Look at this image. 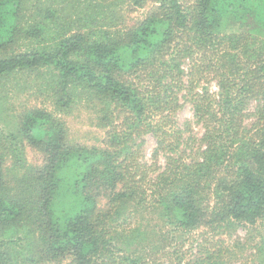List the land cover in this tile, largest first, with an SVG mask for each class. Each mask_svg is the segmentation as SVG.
I'll use <instances>...</instances> for the list:
<instances>
[{"label": "trees", "instance_id": "16d2710c", "mask_svg": "<svg viewBox=\"0 0 264 264\" xmlns=\"http://www.w3.org/2000/svg\"><path fill=\"white\" fill-rule=\"evenodd\" d=\"M65 1L0 0V99L35 78L53 107L0 106L15 119L0 133V264H151L178 233L263 219L264 0H97V17ZM129 1L151 7L121 31L105 6ZM211 79L217 93L198 89ZM183 92L197 151L176 121ZM80 111L98 145L71 138L64 118ZM146 135L164 166L140 162Z\"/></svg>", "mask_w": 264, "mask_h": 264}, {"label": "rangeland", "instance_id": "374dc122", "mask_svg": "<svg viewBox=\"0 0 264 264\" xmlns=\"http://www.w3.org/2000/svg\"><path fill=\"white\" fill-rule=\"evenodd\" d=\"M66 2L71 3L73 0L62 2V7ZM133 3V1H129L120 6L116 4L105 6L109 11L125 15V18L122 17V22L117 26L121 31L130 29L137 20L142 19L148 13L151 7V4L139 7L138 5H133ZM74 5L75 9L77 7L81 8L78 11L80 16L94 13L95 17H97L96 10L99 5L97 0H76ZM56 7L59 6L57 5ZM113 24L109 23L110 26ZM184 68L188 71V65H184ZM27 82H21L20 87L15 86L16 83L14 82L13 86H10L8 90V94H4L6 95L5 101L7 104L3 105L4 101L0 99V106L10 113L15 112V116L23 109L29 107L44 108L51 111L53 109L52 102L47 100L44 90L40 91L38 86L40 81L35 80V78L31 80L27 78ZM199 85L198 89L200 90L202 86H207L212 92H218L216 81L212 79L200 82ZM184 94L185 92L180 95V104L183 107L177 113L176 121L184 133L183 149H187V152H191V150L197 151L199 140L202 138L204 130L197 123L192 105L189 100L183 97ZM256 106L257 103L254 101L250 106V111L254 112ZM64 119L68 123L71 138L81 144L86 146L98 145L105 136L104 131L92 126L90 121H88L87 113L84 111L77 112L72 117ZM13 120L15 119L12 116L9 121L0 118V133H11L14 129L13 123L15 121ZM253 120V117L249 118L246 124L249 126ZM137 145L136 149L140 153V162L148 165L155 163L158 166L165 165L164 155L160 154L156 157L154 155L157 144L151 135L139 138ZM27 159L32 166H41L43 162L42 154L30 150ZM7 164L8 166L11 165L10 159ZM9 168L12 167L10 166ZM18 173L20 172L18 171ZM18 173L16 171L13 174L10 173L7 181L8 186L14 187V180ZM215 251H218V253L213 256L212 254ZM218 255L220 256L216 257ZM154 260L155 263L151 264H207V261L212 260L219 261V264H264V218L254 226L248 228L240 227L229 234H216L207 228L191 231L185 235L178 233L173 247L167 251L159 252L158 255L154 256Z\"/></svg>", "mask_w": 264, "mask_h": 264}]
</instances>
